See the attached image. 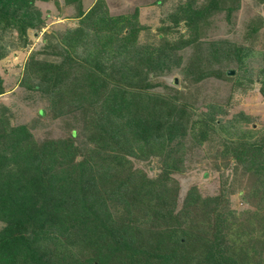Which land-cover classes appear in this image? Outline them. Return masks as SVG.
Here are the masks:
<instances>
[{"label":"trees","instance_id":"1","mask_svg":"<svg viewBox=\"0 0 264 264\" xmlns=\"http://www.w3.org/2000/svg\"><path fill=\"white\" fill-rule=\"evenodd\" d=\"M58 2L61 18L76 21L61 33L64 55L46 70L35 63L37 84L25 79L22 85L59 99L70 94L79 102L75 109L87 102L91 111L80 129L83 140L71 129L67 137L36 142L18 117L27 109L24 101L0 109V264H263L250 236L255 211L232 220V211L219 208V197H202L193 186L175 210L177 184L168 172L149 178L130 165V158L163 154V167L173 171L179 162L172 151L182 149L180 140L193 131L198 141L205 137V130H193L198 120H190L175 92H155L159 84L149 82L180 67L178 52L193 46L194 35L151 47L137 40V6L130 14H111L122 0H94L87 8L82 0ZM49 3L0 0V41L12 32L10 38L26 45V31L43 28L38 7ZM180 9L173 23L197 30L202 15H228L232 7L207 0ZM89 35L93 43L86 41ZM5 47L0 44V59ZM79 47L81 59L72 55ZM213 65L207 60L184 70L199 82L219 76ZM43 82L49 87L42 89ZM5 90L0 79V94ZM260 93L264 97V88ZM247 150L249 166L262 173L264 141L239 154Z\"/></svg>","mask_w":264,"mask_h":264},{"label":"rangeland","instance_id":"2","mask_svg":"<svg viewBox=\"0 0 264 264\" xmlns=\"http://www.w3.org/2000/svg\"><path fill=\"white\" fill-rule=\"evenodd\" d=\"M82 1L85 6L91 0ZM158 1L122 0L124 6H117L111 14L121 11L130 14L137 6V21L142 27L137 40L151 47L166 48L177 39L194 35L193 46L178 52L180 67L170 66L168 72L149 82L159 84L153 89L155 92H175L178 101L186 105L184 112L189 113L190 120H198L193 130H205V137L198 141L199 135L193 131L179 139L183 146L179 151H172L179 162V167L173 171L163 167V154L145 159L130 158V165L149 178L168 172L177 184L175 210L181 208L185 192L193 186L202 197H219V208L232 211V220L246 217L248 210L255 211L258 216L257 220H252L250 236L255 248L261 250L257 259L264 264V219L258 218L264 215V170L256 172L249 166V160L253 161L250 150L239 154L243 147L250 149V144L259 145L264 141V97L260 93V88H264V0H218L221 6L232 7L229 14L217 11L202 15L204 20L197 30L188 29L181 20L174 24L173 20L181 16L180 7L186 2L199 5L207 0ZM60 7L58 0L38 7L43 28L27 30L24 46L9 37L12 32L1 35L0 44L6 46V52L0 59V79L6 90L0 94V109L6 108L3 105L16 107L20 100L24 101L27 109L19 112L18 117L25 122L36 142L67 137L71 129L79 130L78 138L83 140V120L91 111L87 102L75 109L79 102L70 94L65 93L66 97L59 99L53 93L23 87L27 82L37 84L35 63L46 70L47 65L49 68V64L59 63L64 55L59 45L61 33L75 26L76 21L61 18L64 11ZM86 41L93 43L94 38L89 35ZM73 52L78 59L84 56L81 47ZM207 60L212 61L214 65L210 68L218 70L219 76L191 81L192 76L184 67ZM229 70L231 73L227 74ZM48 87V83L43 82L41 88ZM39 109L43 112L37 115ZM1 119L6 121L7 116ZM8 121L16 123L14 117L9 116Z\"/></svg>","mask_w":264,"mask_h":264},{"label":"crops","instance_id":"3","mask_svg":"<svg viewBox=\"0 0 264 264\" xmlns=\"http://www.w3.org/2000/svg\"><path fill=\"white\" fill-rule=\"evenodd\" d=\"M94 0H91V1H89L88 3L86 2L85 4V7L87 8V7H89L91 4H92V2H93Z\"/></svg>","mask_w":264,"mask_h":264},{"label":"water","instance_id":"4","mask_svg":"<svg viewBox=\"0 0 264 264\" xmlns=\"http://www.w3.org/2000/svg\"><path fill=\"white\" fill-rule=\"evenodd\" d=\"M231 73V71L229 70V71H227V74H230Z\"/></svg>","mask_w":264,"mask_h":264}]
</instances>
